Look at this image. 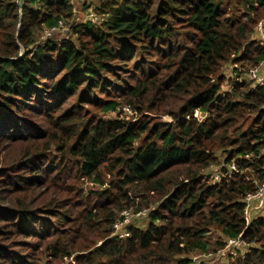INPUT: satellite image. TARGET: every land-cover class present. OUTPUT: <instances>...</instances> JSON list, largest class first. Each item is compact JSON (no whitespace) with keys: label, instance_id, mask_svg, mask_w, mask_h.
<instances>
[{"label":"trees","instance_id":"16d2710c","mask_svg":"<svg viewBox=\"0 0 264 264\" xmlns=\"http://www.w3.org/2000/svg\"><path fill=\"white\" fill-rule=\"evenodd\" d=\"M19 1L0 0V264H264V200L245 214L264 85L239 75L264 61V0H103L101 24L45 43L71 0ZM123 210L147 226L119 237Z\"/></svg>","mask_w":264,"mask_h":264},{"label":"built area","instance_id":"2783aa9c","mask_svg":"<svg viewBox=\"0 0 264 264\" xmlns=\"http://www.w3.org/2000/svg\"><path fill=\"white\" fill-rule=\"evenodd\" d=\"M71 2L73 4V14H74L73 19H75V17H78L81 14L82 6L90 1L88 0L87 2V0H71ZM87 15L89 19V22L87 23H92L93 25H96V26L101 24L102 17L92 7H90L89 14ZM73 19L72 20L61 19L58 21L57 25L45 28L44 35H43L44 37L42 39V42L45 43L46 41H48V39L51 36L56 35L58 32L68 30V25L70 22H73ZM256 34L260 36L261 43L264 44V19L261 20L256 26ZM247 78H248V81L251 82L252 84L264 85V61H262L258 66L250 68L247 72ZM131 110L132 109L130 106L126 104L123 105L124 112L126 111L131 112ZM231 168L232 170H237V167L234 164L232 165ZM215 179L220 180V175L216 176ZM255 200H264V183L258 187L255 193L247 194V197H246L247 205L245 208V214H246V219L248 221H249L251 204ZM147 213H148V210H142L141 212H138L136 214L132 210H123L120 214V218H118V220L116 221L115 233L119 237L128 236L129 233L125 230V228L128 225H130L129 223L131 219L133 218V216L134 215L145 216L147 215ZM247 245L248 244L244 240H241V238H232L228 240L226 249L223 251V253L224 254L228 253L232 256H237L238 249L241 247H245ZM195 261L198 262V264L201 263L200 258H196Z\"/></svg>","mask_w":264,"mask_h":264},{"label":"rangeland","instance_id":"374dc122","mask_svg":"<svg viewBox=\"0 0 264 264\" xmlns=\"http://www.w3.org/2000/svg\"><path fill=\"white\" fill-rule=\"evenodd\" d=\"M90 2H87L85 5L82 6L81 8V14L78 16V17H75V19H73V22H70L69 25H68V30L66 31H61V32H58L55 36H53L54 39H60V38H67V37H71L73 39H75V34L72 32V25H81V24H86L87 22H89V19H88V15L89 14V9L90 7H92L101 17L102 15L99 13V7L101 5V2L103 0H89ZM247 9L245 3L242 1V0H236L234 1V4H232L230 7H229V10L231 12H235L237 15L240 13V12H245ZM102 20V19H101ZM44 35V33H42V36ZM255 37V39L257 38L258 40L261 41V38L258 34H254L253 35ZM44 37V36H43ZM43 37L41 39H43ZM240 66V65H239ZM234 68H236V65H228V66H224L223 67V70H224V73L225 74H228V75H234L236 76V74L238 73H234ZM238 68V67H237ZM240 69H241V72H239V75L241 77V80L242 79H248L247 78V70L245 69H242V67L240 66ZM117 114H110V115H107V118L109 117H116ZM123 116H126L127 118H132L134 116V111L131 110L130 111H126L123 113ZM163 120L164 121H171V119L167 116L163 117ZM221 155V153H220ZM219 170H220V166H214L211 168V177L212 178H216V176L219 175ZM86 190L88 191L90 188L92 187H95V185L91 182H86L84 184ZM147 215L145 216H137V215H134L133 218L131 219L130 223L129 224H135L137 226H140V227H146L147 224H148V219L146 217ZM213 237H211V241H215L216 238H217V235L214 234L212 235ZM223 255L225 256V254L223 253ZM196 258H200L199 254H196L194 257H193V260H194V264H198V262L195 261ZM220 256H218V260H219ZM200 260H202L200 258ZM218 260H215L214 261V264H219L220 262L222 261H218ZM73 262L74 260L73 259H66L64 263H60V264H69V262Z\"/></svg>","mask_w":264,"mask_h":264},{"label":"water","instance_id":"95a60500","mask_svg":"<svg viewBox=\"0 0 264 264\" xmlns=\"http://www.w3.org/2000/svg\"><path fill=\"white\" fill-rule=\"evenodd\" d=\"M23 3H24V0H20L19 1V4H20L21 7L23 6Z\"/></svg>","mask_w":264,"mask_h":264}]
</instances>
